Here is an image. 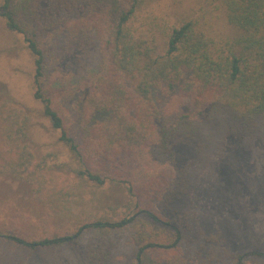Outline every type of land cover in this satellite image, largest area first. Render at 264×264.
Segmentation results:
<instances>
[{"label": "trees", "instance_id": "1", "mask_svg": "<svg viewBox=\"0 0 264 264\" xmlns=\"http://www.w3.org/2000/svg\"><path fill=\"white\" fill-rule=\"evenodd\" d=\"M153 3L1 4L0 19L35 57L34 96L79 163L76 176L97 187L126 186L135 212L40 238L35 224L16 217L14 233L0 235V264H145L155 254L167 263L177 256L181 264H264V253H233L218 234L198 229L189 206L199 175L224 155L229 138L264 134V0H213L208 12L174 25ZM158 89L202 107L168 123ZM1 93L0 171L23 170L59 214L66 200L44 187L54 176L16 143L23 110ZM63 104L76 110L74 119ZM181 145H194L192 159L179 154ZM100 160L114 169L124 161L126 176L105 175Z\"/></svg>", "mask_w": 264, "mask_h": 264}, {"label": "rangeland", "instance_id": "2", "mask_svg": "<svg viewBox=\"0 0 264 264\" xmlns=\"http://www.w3.org/2000/svg\"><path fill=\"white\" fill-rule=\"evenodd\" d=\"M3 1L0 0V6ZM212 1L155 0L150 8L174 25L181 17L189 14L199 17L208 12ZM221 26L225 27V23L221 22ZM34 78L35 57L23 35L10 31L6 21L0 19L1 94L23 110L20 126H17L21 135L16 143L33 156L34 165L42 162L46 172L54 176L53 181L47 176L45 192L66 200L63 211L56 214L54 203L48 202L47 196L40 193L39 184L26 179L23 170L7 168L0 171V235L14 233L12 223L16 217H27L35 224L33 236L40 238L51 234L73 235L84 223L101 218L119 220L132 215L135 211L129 205L126 186L108 183L97 187L76 176L74 170L80 168L79 163L60 141V132L45 116L43 103L35 98ZM175 96L164 89L155 93L168 123H173L182 113H192L202 107L178 100ZM63 108L66 109L64 104ZM66 113L74 119L76 110L66 109ZM179 148L183 158L192 159L194 145H181ZM225 148L224 155L211 160L192 187L190 210L198 229L206 235L218 234L223 247L229 251L264 253V134L252 140L229 138ZM98 164L100 169L107 171L105 175L123 177L127 174L123 170L124 161H119L115 169L102 160ZM183 208L178 206L180 211ZM164 257L155 254L144 262L181 264L183 261L174 256L167 263ZM119 264L129 262L121 258Z\"/></svg>", "mask_w": 264, "mask_h": 264}]
</instances>
